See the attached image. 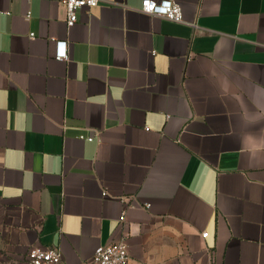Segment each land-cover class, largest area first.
<instances>
[{"label": "crops", "instance_id": "0c3cea01", "mask_svg": "<svg viewBox=\"0 0 264 264\" xmlns=\"http://www.w3.org/2000/svg\"><path fill=\"white\" fill-rule=\"evenodd\" d=\"M142 1L0 0V264H264V0Z\"/></svg>", "mask_w": 264, "mask_h": 264}, {"label": "built area", "instance_id": "2783aa9c", "mask_svg": "<svg viewBox=\"0 0 264 264\" xmlns=\"http://www.w3.org/2000/svg\"><path fill=\"white\" fill-rule=\"evenodd\" d=\"M102 0H61L66 11V23L74 25L78 21L79 11L83 8H92L100 4ZM141 11L159 15L175 22H183L184 15L182 6L174 0H143ZM33 36V34H31ZM56 58L68 59V46L66 41L57 42ZM81 138L93 140L92 135H80ZM124 220V216L121 217ZM208 232L202 236L207 237ZM129 250L127 237L122 236L117 241L99 245L93 256L82 264H129ZM62 253L57 248L32 247L27 256L26 264H62Z\"/></svg>", "mask_w": 264, "mask_h": 264}]
</instances>
